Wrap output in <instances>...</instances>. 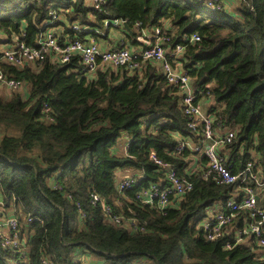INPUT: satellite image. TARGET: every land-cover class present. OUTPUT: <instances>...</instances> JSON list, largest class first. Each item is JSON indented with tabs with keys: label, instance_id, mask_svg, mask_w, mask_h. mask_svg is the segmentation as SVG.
I'll use <instances>...</instances> for the list:
<instances>
[{
	"label": "trees",
	"instance_id": "obj_1",
	"mask_svg": "<svg viewBox=\"0 0 264 264\" xmlns=\"http://www.w3.org/2000/svg\"><path fill=\"white\" fill-rule=\"evenodd\" d=\"M225 3L213 10L203 0H106L96 10L91 0H0V30L8 36L25 31L26 42L35 45L54 10L60 43L75 37L73 23L97 36L104 19L115 17L130 27L140 21L145 28H165L169 45L187 43L184 36L196 32L199 40L186 46L182 67L212 102L207 110H217L220 129L235 131L225 160L236 171L254 156L264 173V0ZM122 31L133 44L134 34ZM0 64L8 77L27 86L0 95V200L4 216L18 218L26 246L21 258L0 244V264H41L44 256L54 264H78V247L92 256L90 264H264L255 243L225 248L223 240H206L198 227L206 208L225 203L235 190L204 180L199 172L186 173L189 150L172 154L174 135L192 134L180 94L156 63L142 62L133 70L110 67L91 76L80 72L77 60L62 64L50 56L21 66ZM123 132L131 136L132 158L122 150ZM151 150L193 182L165 214L135 197L160 179ZM120 169L142 175L133 187L118 190ZM92 192L112 213L144 230L113 223L91 203ZM262 195L264 207V190ZM28 216L34 218L30 223Z\"/></svg>",
	"mask_w": 264,
	"mask_h": 264
},
{
	"label": "built area",
	"instance_id": "obj_2",
	"mask_svg": "<svg viewBox=\"0 0 264 264\" xmlns=\"http://www.w3.org/2000/svg\"><path fill=\"white\" fill-rule=\"evenodd\" d=\"M213 10L221 8L223 0H203ZM106 0H91L94 9L100 10ZM50 20L43 23L41 31L37 35L36 44L26 42V32L8 36L0 30V62L5 61L12 66H21L28 63H38L50 56L59 63H69L77 60L80 64V72L86 76L95 74L98 70L106 68L125 67L130 70L139 68L142 62H154L162 70L167 82L177 89L180 94L181 111L186 118V126L192 136L175 134L177 144L172 154H180L189 150L186 173L199 172L204 180H211L218 185H233L235 192L225 203L216 202L206 208L205 217L199 222L204 237L208 241L223 240L225 248H232L236 243L247 240L255 243L261 253L259 259L264 260V207L260 204L264 190V173L256 164L253 156L240 169L234 170L233 163L225 160L228 151L225 147L230 144L235 136L234 130L220 129V116L217 110L214 112L204 109L202 106V90H196L192 85V79L187 69L182 67L183 54L189 42L199 40L195 32L189 37L184 36L187 43L169 45L171 36L165 28L152 26L145 28L140 21L133 24V40L139 45L131 46L125 39H120L116 45L102 48L95 38H84L83 28L76 23L70 25L76 35L64 42L58 41V27L52 26L58 18L54 10H50ZM126 20L121 17L105 18L103 25L106 30H122ZM103 31V33H104ZM79 33V34H78ZM67 35H65L66 37ZM25 84L22 80L8 77L0 64V88L22 91ZM212 104V102H209ZM43 110L49 111L47 104H43ZM123 152L128 158L130 154L131 136L127 132L122 133ZM149 158L158 165L161 174L158 181L150 182L136 193V198L142 203L162 214L176 204L192 189L193 182L187 175H180L176 168L159 158L154 150L149 153ZM140 174H132L128 177L118 178V190L128 189L137 184ZM91 203L99 205L113 223L129 224L133 230L143 231L144 228L134 220H123L120 215L112 213L110 205L99 194H90ZM83 216V214H82ZM241 218V224L237 219ZM34 218L26 217L28 223ZM39 223L42 220L37 218ZM20 223L13 215L4 216V207L0 200V244L5 248H12L23 258L26 246H21L19 231ZM232 237L233 241L228 239ZM41 264H54L52 259L44 256ZM78 264H90L78 262Z\"/></svg>",
	"mask_w": 264,
	"mask_h": 264
},
{
	"label": "crops",
	"instance_id": "obj_3",
	"mask_svg": "<svg viewBox=\"0 0 264 264\" xmlns=\"http://www.w3.org/2000/svg\"><path fill=\"white\" fill-rule=\"evenodd\" d=\"M224 1H226V3H225L226 6H230V5L237 3V0H224ZM59 30L61 31V28H59ZM83 37L84 38H90V37L95 38L96 41L98 42V44L102 48L114 46L122 38L127 41L126 36L122 30H113V29L106 30V31H104V33H103V31H101L100 34L97 36L85 32L83 34ZM138 45L139 44L137 42H133V44L131 46H133L132 48H134L135 46H138ZM203 99L205 100V98H203ZM208 104H209V100H208V102H205V105H208ZM119 141H121V139ZM121 142H122L121 144L123 146V140ZM118 146L120 149V143H118ZM122 150H123V148H122ZM137 173H139V172L136 171L133 173L132 169H120L116 172V179L122 178V177H128L132 174H137ZM74 258L76 260H78L79 262H90V261L94 260L92 258V256L86 251V249L84 247L76 248Z\"/></svg>",
	"mask_w": 264,
	"mask_h": 264
},
{
	"label": "rangeland",
	"instance_id": "obj_4",
	"mask_svg": "<svg viewBox=\"0 0 264 264\" xmlns=\"http://www.w3.org/2000/svg\"><path fill=\"white\" fill-rule=\"evenodd\" d=\"M231 7L233 6V5H230ZM22 89H24L25 91L27 90V86H23L22 87ZM11 91V89H5V88H0V95L2 96V97H7L8 96V94H6V93H8V92H10ZM202 106L204 107V109H206L207 108V105H205V102H208V100L207 99H203L202 100ZM206 106V107H205ZM136 263H138L139 264V262H136Z\"/></svg>",
	"mask_w": 264,
	"mask_h": 264
},
{
	"label": "water",
	"instance_id": "obj_5",
	"mask_svg": "<svg viewBox=\"0 0 264 264\" xmlns=\"http://www.w3.org/2000/svg\"><path fill=\"white\" fill-rule=\"evenodd\" d=\"M123 27L125 28V30H127L130 34H132V28L128 25L127 21H125L123 23ZM261 84H264V79L262 80V83Z\"/></svg>",
	"mask_w": 264,
	"mask_h": 264
}]
</instances>
